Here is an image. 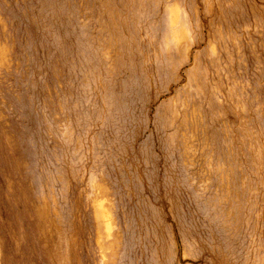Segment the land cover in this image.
<instances>
[{
  "label": "rangeland",
  "instance_id": "374dc122",
  "mask_svg": "<svg viewBox=\"0 0 264 264\" xmlns=\"http://www.w3.org/2000/svg\"><path fill=\"white\" fill-rule=\"evenodd\" d=\"M0 264H264V0H0Z\"/></svg>",
  "mask_w": 264,
  "mask_h": 264
}]
</instances>
